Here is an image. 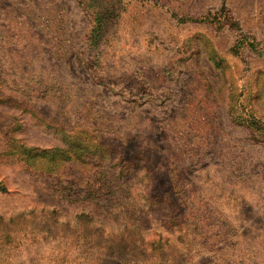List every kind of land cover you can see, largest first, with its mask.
I'll return each mask as SVG.
<instances>
[{
	"label": "rangeland",
	"instance_id": "rangeland-1",
	"mask_svg": "<svg viewBox=\"0 0 264 264\" xmlns=\"http://www.w3.org/2000/svg\"><path fill=\"white\" fill-rule=\"evenodd\" d=\"M0 264H264V0H0Z\"/></svg>",
	"mask_w": 264,
	"mask_h": 264
},
{
	"label": "trees",
	"instance_id": "trees-1",
	"mask_svg": "<svg viewBox=\"0 0 264 264\" xmlns=\"http://www.w3.org/2000/svg\"><path fill=\"white\" fill-rule=\"evenodd\" d=\"M30 152H31V149H29L26 145L25 148H23V150L21 151V155L24 157V158H28L29 155H30Z\"/></svg>",
	"mask_w": 264,
	"mask_h": 264
}]
</instances>
